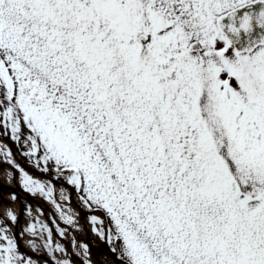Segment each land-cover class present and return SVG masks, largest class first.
Wrapping results in <instances>:
<instances>
[{
  "label": "snow or ice",
  "instance_id": "snow-or-ice-1",
  "mask_svg": "<svg viewBox=\"0 0 264 264\" xmlns=\"http://www.w3.org/2000/svg\"><path fill=\"white\" fill-rule=\"evenodd\" d=\"M0 177V264H264V0H0Z\"/></svg>",
  "mask_w": 264,
  "mask_h": 264
},
{
  "label": "water",
  "instance_id": "water-1",
  "mask_svg": "<svg viewBox=\"0 0 264 264\" xmlns=\"http://www.w3.org/2000/svg\"><path fill=\"white\" fill-rule=\"evenodd\" d=\"M5 183H6V182L0 177V184H5ZM16 190H17V192L19 193L20 199H21V200H24V199H25V196H26V193H24L23 191H21L19 188H17ZM29 199H32V198L29 197ZM34 200H35V199H34ZM36 201H37V200H36ZM38 202L41 203V205L45 208L46 211L48 210V207L44 204L43 201H38ZM73 203L75 204V206H77V207L79 208L78 204H76L75 201H74ZM79 212H80V214H81V216H82V226H83V228H82V231H83L82 237H83V241H84L85 243L89 244V246H90V250H91V254L95 257V254H94V251H93V246H94V245H91V244L89 243L88 236H87L86 233H85V231L88 229V222H87V216H88V213L85 212V211H83L82 208H79ZM94 238H95V240L97 241V244H98L99 246L103 247V248L108 252V254H109V246H108V244L104 241V239H99V238H97V237H94Z\"/></svg>",
  "mask_w": 264,
  "mask_h": 264
},
{
  "label": "rangeland",
  "instance_id": "rangeland-1",
  "mask_svg": "<svg viewBox=\"0 0 264 264\" xmlns=\"http://www.w3.org/2000/svg\"><path fill=\"white\" fill-rule=\"evenodd\" d=\"M36 204L38 202L34 201ZM40 204V203H39ZM79 219H80V216H79ZM28 221L25 220V223H27ZM96 234V233H95ZM97 235V234H96ZM80 239V238H79ZM95 252L99 255V259H102V257H104L105 255H107L106 253H104V250L102 248L99 247V249H95Z\"/></svg>",
  "mask_w": 264,
  "mask_h": 264
},
{
  "label": "bare ground",
  "instance_id": "bare-ground-1",
  "mask_svg": "<svg viewBox=\"0 0 264 264\" xmlns=\"http://www.w3.org/2000/svg\"><path fill=\"white\" fill-rule=\"evenodd\" d=\"M2 178V177H1ZM3 179V178H2ZM80 222H81V220H80ZM80 230H78L77 232H79Z\"/></svg>",
  "mask_w": 264,
  "mask_h": 264
}]
</instances>
